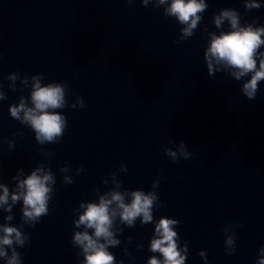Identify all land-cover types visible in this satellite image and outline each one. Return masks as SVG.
Here are the masks:
<instances>
[{
    "label": "water",
    "instance_id": "obj_1",
    "mask_svg": "<svg viewBox=\"0 0 264 264\" xmlns=\"http://www.w3.org/2000/svg\"><path fill=\"white\" fill-rule=\"evenodd\" d=\"M207 3L194 35L176 43L182 26L163 7H145L142 0H0V83L7 93L0 101V182L12 189L18 169L27 174L42 162L56 176L49 214L34 228L25 225L31 243L17 249L23 264H79L83 257L71 242L78 218L73 209L82 200H98L96 189L114 187L110 178L108 185L102 180L112 172L123 181L121 190L151 191L152 182L164 177L158 189L163 206L154 208V220L180 221L181 245H189L186 264H205L201 249L208 264H256L264 245V81L249 100L241 92L243 80L227 72L208 75L204 52L205 26L220 31L214 14L231 7L242 23L258 17L264 24V0L251 11L243 0ZM223 29L229 30L227 22ZM16 71L42 72L45 83L67 82L70 103L83 96L85 108L59 110L68 127L58 143L39 145L34 131L10 116V105L30 95L19 80L15 91L9 88L6 77ZM180 141L193 155L173 163L164 149ZM65 164L70 185L60 171ZM121 164L129 170L117 171ZM81 165L86 171L77 175ZM21 209L22 201L11 223H20ZM6 215L0 210V223ZM230 223L243 226L235 229L236 252L226 255L223 228ZM121 226V244L109 249L117 264H147L154 223L137 219L134 228Z\"/></svg>",
    "mask_w": 264,
    "mask_h": 264
},
{
    "label": "clouds",
    "instance_id": "obj_2",
    "mask_svg": "<svg viewBox=\"0 0 264 264\" xmlns=\"http://www.w3.org/2000/svg\"><path fill=\"white\" fill-rule=\"evenodd\" d=\"M127 3L131 5L134 0H127ZM142 4L145 7H163L166 17H174L177 20L182 27L176 43L194 35L203 19V13L209 6L207 0H142ZM243 4L248 11L262 7L261 0H243ZM258 19L255 17L242 23L239 10L228 7L213 15V23L220 29L219 33L209 32L205 26L209 38L204 52L208 75L214 77L217 72H227L236 81L243 80L241 92L249 100L256 99L259 83L264 81V24H259ZM225 22L229 30L223 29ZM246 77L250 78L245 79ZM6 78L10 82L9 88L13 91L17 89L18 80L21 91L30 89V95H21L17 103L10 105L9 112L13 119L34 131L35 140L41 146L58 143L63 138L68 127V118L59 110L69 106L72 109L86 107L83 96H76L75 101L70 103L68 94L72 90L67 82L45 83V75L42 72L21 76L19 71H16L9 73ZM6 99L7 93L0 83V101ZM7 143L9 150L15 148V139L8 140ZM39 151L49 158L53 155L44 147ZM164 152L173 163H178L181 157L187 160L193 155L184 141H180L175 149L166 147ZM128 170L126 164H121L117 171ZM60 171L64 173L63 181L66 185L74 183L73 176L69 174V165L65 164ZM83 171L86 169L81 165L76 169V174L79 175ZM109 178L114 187L102 193L96 189L98 200H82L79 207L73 209L78 218L74 219L71 242L73 247L78 248V257H83L79 264H117L116 255L109 249L121 244L118 237V234L124 231L121 225L134 228L137 219L142 225L154 223V234L149 244V251L153 255L148 258L147 264H186L189 245L187 241L181 245L182 238L176 228L180 221L170 216H161L154 220V208L163 206L158 189L164 177L152 182L151 191L142 188L121 190L123 181L118 178L117 172L102 177L105 185L110 183ZM12 180L15 181L12 189L7 183L0 182V210L7 213L5 222L0 223V259H3L5 264H23L22 253L17 249L31 243L30 235L24 231L25 225L34 228L42 217L49 214V205L56 190V176L52 168L42 162L27 174L23 168L18 169ZM21 201L20 223L13 224V208ZM242 226V223L224 226L226 255L236 252L235 229ZM127 239L131 241L132 237ZM143 247V244L137 245L138 249ZM125 254L131 255L127 249ZM198 255L208 264L207 250L201 249ZM118 264H125V261L121 259ZM256 264H264V245L258 249Z\"/></svg>",
    "mask_w": 264,
    "mask_h": 264
}]
</instances>
